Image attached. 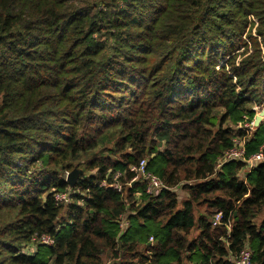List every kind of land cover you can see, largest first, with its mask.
Here are the masks:
<instances>
[{
  "label": "trees",
  "instance_id": "obj_1",
  "mask_svg": "<svg viewBox=\"0 0 264 264\" xmlns=\"http://www.w3.org/2000/svg\"><path fill=\"white\" fill-rule=\"evenodd\" d=\"M263 42L264 0H0V264H264Z\"/></svg>",
  "mask_w": 264,
  "mask_h": 264
},
{
  "label": "built area",
  "instance_id": "obj_2",
  "mask_svg": "<svg viewBox=\"0 0 264 264\" xmlns=\"http://www.w3.org/2000/svg\"><path fill=\"white\" fill-rule=\"evenodd\" d=\"M263 46L264 45H262V54L264 57V47ZM253 111L255 112V114L257 116L259 113L258 109L253 108ZM239 127L243 128V129H247L251 132L255 128L254 120L252 122L246 123L242 126L239 125ZM244 139L233 141L234 147L224 154L223 161L224 162L230 161V160L231 161H245L246 169H247V173H248L249 170L253 169L258 164L264 163V153L259 152L255 155H253L252 157H250L249 159L244 160ZM133 170L137 172V177L135 180L145 179L147 181V183H148L147 184V193L148 194L157 195L162 189H164V185H162V183L156 177L144 173L143 163L140 164L139 168H137V169L134 168ZM69 174L70 173L65 174L66 180H67ZM55 200L59 203H61V202L66 203L68 201L66 194L55 195ZM220 220H221L220 215L219 214L215 215L213 218V225L214 226L219 225ZM229 224L230 223H228V225ZM229 230H230V225H229L228 231ZM41 240L44 243H50L51 242L48 238H45V237H42ZM249 259H250V253L245 250V251L241 252V255L239 257V264H249Z\"/></svg>",
  "mask_w": 264,
  "mask_h": 264
},
{
  "label": "rangeland",
  "instance_id": "obj_3",
  "mask_svg": "<svg viewBox=\"0 0 264 264\" xmlns=\"http://www.w3.org/2000/svg\"><path fill=\"white\" fill-rule=\"evenodd\" d=\"M259 29H260V23L257 21V19L255 17L253 18L251 16L247 17V26L245 29V33L242 36L243 41L245 42L247 40L248 35H250L251 37H255L256 33L259 31ZM256 41L260 42V39H258ZM261 45H264V42H263V44L261 43ZM241 52H243V49H241L238 53H241ZM252 108L258 109V112H259L258 115H259L260 113H262L264 111V100L258 106L253 104ZM249 135L250 134H248V137H249ZM245 171H246L245 173H247V169H245ZM74 172L78 173V175H79L78 171L74 170ZM240 177L242 178V175ZM176 193L178 194V197L181 199L180 202H182L188 198L187 193L184 190L177 189ZM205 210H206V208L204 205L196 204L195 208H194L195 217H197L198 215L204 214ZM65 213H66V208H64L62 210L61 215H60V219L65 217ZM263 219H264V211L260 215L257 216V218L255 219V223L257 225H260V223ZM197 236H198V231H197V229H194L190 232L188 239L191 241V240L195 239ZM232 261H236L234 263L239 264V259L236 260L235 258H233ZM108 263H109V261H108L107 257H105L103 260V264H108Z\"/></svg>",
  "mask_w": 264,
  "mask_h": 264
},
{
  "label": "water",
  "instance_id": "obj_4",
  "mask_svg": "<svg viewBox=\"0 0 264 264\" xmlns=\"http://www.w3.org/2000/svg\"><path fill=\"white\" fill-rule=\"evenodd\" d=\"M263 119H264V111L255 117L254 126L258 128ZM77 178H78V173L73 171L69 174L67 178V182L69 183L70 186H73L76 183Z\"/></svg>",
  "mask_w": 264,
  "mask_h": 264
},
{
  "label": "crops",
  "instance_id": "obj_5",
  "mask_svg": "<svg viewBox=\"0 0 264 264\" xmlns=\"http://www.w3.org/2000/svg\"><path fill=\"white\" fill-rule=\"evenodd\" d=\"M181 200V199H180Z\"/></svg>",
  "mask_w": 264,
  "mask_h": 264
}]
</instances>
